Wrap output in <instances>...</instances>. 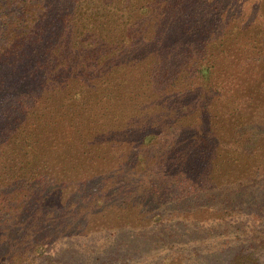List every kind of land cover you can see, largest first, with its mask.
<instances>
[{"label":"trees","instance_id":"16d2710c","mask_svg":"<svg viewBox=\"0 0 264 264\" xmlns=\"http://www.w3.org/2000/svg\"><path fill=\"white\" fill-rule=\"evenodd\" d=\"M149 263L264 264V0H0V264Z\"/></svg>","mask_w":264,"mask_h":264},{"label":"rangeland","instance_id":"374dc122","mask_svg":"<svg viewBox=\"0 0 264 264\" xmlns=\"http://www.w3.org/2000/svg\"><path fill=\"white\" fill-rule=\"evenodd\" d=\"M173 97V98H172ZM167 100L170 99L171 102H173V145H172V139L171 136L169 137L170 140L164 142L159 140H152L149 142L147 145H141V139L142 135L139 136L136 140L132 141L128 145L127 140L123 139L122 141V149L125 147L127 148L126 150L129 149L130 151V156L133 157L136 153L142 152L144 149H147V154H145L149 157L148 164L151 167V169H147L145 172L142 174H139L137 179L131 180L129 186L131 188H139V194L138 198H140L139 201L142 202V206H144L145 211L147 212L148 210L152 211L153 213L151 214L152 217V224H155L156 227H162L166 222H167V212H164V209H167L166 205V200L170 196H164L163 192L169 193L170 191H173V196L180 195V192L182 191L183 184L180 183L182 182L183 176L181 175V172H176V168L173 167V169L165 171L161 169L160 165H158L159 161L163 158L166 157L168 158L169 154V148L173 146V158L175 156L177 157V154H179L178 150V145L182 144L178 143L179 138H175V133L177 130V123L175 122V113H174V100H178V96L173 93L172 95H168L166 98ZM162 111V114H159L160 122H164L167 120V116L169 115L168 113H163V110H158L157 112ZM163 120V121H162ZM187 135L186 137H190L191 132L190 131H185ZM139 140V141H138ZM170 145V146H169ZM186 145V144H184ZM187 150L188 147L186 148ZM185 151L190 154V152ZM184 152V150H182ZM182 151L180 153H182ZM185 154V153H184ZM158 162V163H157ZM162 166V165H161ZM121 187H124V185H121ZM119 188V187H117ZM165 190V191H164ZM180 203V202H179ZM175 202L173 200V208L175 206ZM156 210V211H155ZM180 222L177 220V215L173 213V224ZM178 235V233H176ZM187 239V236L185 240ZM163 246V245H161ZM191 246H189L190 248ZM186 249V247H185ZM184 249V250H185ZM173 250H176V248L173 247ZM166 251V250H165ZM165 251L160 252L157 254V258L163 256ZM171 252V251H166V253ZM165 253V254H166ZM222 259V257H221ZM151 263V262H150ZM149 263V264H150Z\"/></svg>","mask_w":264,"mask_h":264}]
</instances>
